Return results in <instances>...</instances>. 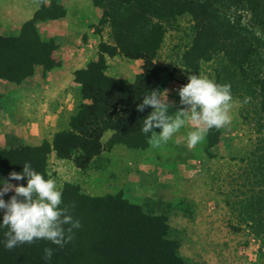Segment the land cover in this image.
Segmentation results:
<instances>
[{
    "label": "trees",
    "instance_id": "16d2710c",
    "mask_svg": "<svg viewBox=\"0 0 264 264\" xmlns=\"http://www.w3.org/2000/svg\"><path fill=\"white\" fill-rule=\"evenodd\" d=\"M91 1L102 9L99 23L109 28V41L100 43L97 60L75 71L84 102L68 128L58 131L52 142L46 139L38 145L0 149V168L20 172L30 162L47 179L53 153L87 169L115 145L147 147L152 133L142 132L143 119L153 109L146 106L140 112L137 105L151 90L159 89L167 71L156 61L167 31L179 28L180 20L189 16L190 41L176 47L175 62L190 73L200 72L206 64L212 80L231 85L233 99L242 103L243 119L254 124L258 143L247 162L253 193L243 209L254 229L264 230V0ZM245 11L251 14L248 23ZM67 12L57 1L49 5L42 1L17 33L0 34V79L20 83L34 75L38 66L46 73L60 66L54 58L59 44L54 37H43L38 23L63 18ZM105 54L142 59V72L133 81L109 78ZM107 132L111 136L103 142ZM220 135V128L207 132L206 150L211 157L210 148ZM21 185L26 186V180ZM62 201L61 207L81 224L73 230L72 240L62 248L41 239L9 250L4 247L8 229L0 228V264H46L45 247L54 249L48 264H197L180 254V239L166 213L147 210L121 193L89 195L69 182L62 189Z\"/></svg>",
    "mask_w": 264,
    "mask_h": 264
},
{
    "label": "rangeland",
    "instance_id": "374dc122",
    "mask_svg": "<svg viewBox=\"0 0 264 264\" xmlns=\"http://www.w3.org/2000/svg\"><path fill=\"white\" fill-rule=\"evenodd\" d=\"M12 1L14 6H22L27 11L36 10L42 1L45 5L57 1L67 8L65 17L38 23L41 35L54 37L59 44L54 58L61 64L75 55L87 64L97 60L100 43L109 41V28L99 23L102 9L91 0ZM6 11L12 16L13 12ZM22 17H13V24L7 23L10 16L0 19V34L17 33ZM243 17L244 22L251 21L250 12H243ZM179 25L167 31L156 59L167 68L158 91L167 93L169 115L186 107L179 103L178 90L188 82V76L211 79V68L206 64L200 72L190 73L175 62L176 47L190 41L187 35L190 17H183ZM105 58V75L109 78L133 81L142 72V59H128L120 54H105ZM49 76L50 73L38 66L34 75L20 83L0 79V149L20 144L38 145L46 139L52 142L58 131L68 128L72 115L84 102L81 84L72 83L71 90L66 89L49 101L46 95ZM241 110L242 103L232 99L230 122L220 128V140L210 148L213 157L207 153L206 137L194 149L187 147L186 133L195 127L189 121L167 143L153 147L149 142L142 149L115 145L95 158L87 169L77 167L72 160L59 159L53 153L49 158V178L60 190L69 182L93 196L121 193L147 210L168 214L169 223L181 242L180 254L189 262L264 264V230H255L243 209L253 193L250 191L253 175L247 162L259 135L254 131V124L243 119ZM159 132L157 128L156 133ZM110 136L111 132H107L103 142ZM10 172L0 168V180H8ZM9 182L21 185V181ZM11 195L12 192L7 193L4 199L7 201Z\"/></svg>",
    "mask_w": 264,
    "mask_h": 264
},
{
    "label": "clouds",
    "instance_id": "9594fccd",
    "mask_svg": "<svg viewBox=\"0 0 264 264\" xmlns=\"http://www.w3.org/2000/svg\"><path fill=\"white\" fill-rule=\"evenodd\" d=\"M178 95L179 103L186 107L172 115L168 114L167 93L156 89L137 105L140 112L146 106L153 109L143 119L142 127L143 133H152L149 142L153 147L167 143L190 121L195 127L186 133V142L189 149H194L204 141L208 130L222 128L230 122L229 110L233 99L230 84H218L207 77L190 75L188 82L179 88ZM156 128L160 129L159 134L154 131ZM12 180H26V186L14 185L9 182ZM9 192L13 195L6 201L4 197ZM62 203V190L56 182L34 170L30 162L23 164L22 171L10 172L8 180H0V228L8 229L4 234V247L11 250L20 244L41 239L64 247L72 240L73 230L79 229L81 224L66 207H61ZM53 254V248H44L46 264Z\"/></svg>",
    "mask_w": 264,
    "mask_h": 264
},
{
    "label": "crops",
    "instance_id": "0c3cea01",
    "mask_svg": "<svg viewBox=\"0 0 264 264\" xmlns=\"http://www.w3.org/2000/svg\"><path fill=\"white\" fill-rule=\"evenodd\" d=\"M7 1L0 0V19L2 20L3 17L10 16V18L8 19L4 18L7 19L8 24H13L14 22L13 17L15 18L20 15H22L23 17L19 24H23L25 21L32 18L35 11L38 9L37 8L36 10L34 9L31 11H27L22 6L19 5L14 6V1L12 2L11 0H7ZM6 10H10L11 12H13L12 16L11 14L5 13L7 12ZM85 61L83 60L81 61V58L75 55L72 58H70L68 61L62 63L60 66L56 68H53L47 73V74L50 73V76L48 77V79L50 80L49 83L50 87L46 89V95H48L49 101H53L55 97H58L60 94L64 93L66 89L71 90L72 88L70 85L72 83L76 82L78 84V82L75 80V71L85 68L87 64Z\"/></svg>",
    "mask_w": 264,
    "mask_h": 264
}]
</instances>
